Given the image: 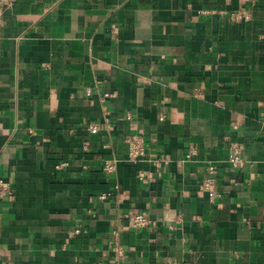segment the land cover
<instances>
[{
  "label": "crops",
  "instance_id": "0c3cea01",
  "mask_svg": "<svg viewBox=\"0 0 264 264\" xmlns=\"http://www.w3.org/2000/svg\"><path fill=\"white\" fill-rule=\"evenodd\" d=\"M0 179V264H264V0H14Z\"/></svg>",
  "mask_w": 264,
  "mask_h": 264
},
{
  "label": "built area",
  "instance_id": "2783aa9c",
  "mask_svg": "<svg viewBox=\"0 0 264 264\" xmlns=\"http://www.w3.org/2000/svg\"><path fill=\"white\" fill-rule=\"evenodd\" d=\"M14 0H0V13L5 9V7L12 5ZM252 4H256L257 0H249ZM230 19L232 21H248L249 17L247 14H231ZM90 90H87L86 93L89 95ZM109 95L106 94L105 97ZM100 130V125L98 123H90L88 124V131L91 133H97ZM125 144L128 147V158L130 161L137 163L141 161L145 157V143L143 139H125ZM197 154V150L194 147H190L186 154L185 160H190L193 156ZM243 155L242 150L238 147L233 148L230 151L228 157V163L231 167H238L242 162ZM107 168L109 170L113 169V166L108 165ZM215 168L210 166L208 170V176L203 182V189L208 194L209 200L211 203H214L217 199L221 198V194L217 193L213 190V186L215 183ZM11 193V184L3 179H0V200L4 199L7 195ZM129 221L131 225L135 228L146 227L151 223L150 217L147 213L142 212L138 214H133L129 216ZM82 232L81 229H76L75 234L78 235ZM116 252L119 256H123V251L121 249L116 248Z\"/></svg>",
  "mask_w": 264,
  "mask_h": 264
}]
</instances>
